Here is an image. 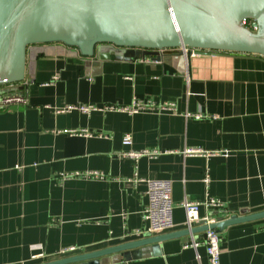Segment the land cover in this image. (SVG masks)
I'll list each match as a JSON object with an SVG mask.
<instances>
[{
  "label": "crops",
  "instance_id": "0c3cea01",
  "mask_svg": "<svg viewBox=\"0 0 264 264\" xmlns=\"http://www.w3.org/2000/svg\"><path fill=\"white\" fill-rule=\"evenodd\" d=\"M101 54L84 55L63 42L29 47L27 101L0 108V264H36L63 257L61 249L72 245L77 250L68 255L143 237L149 179L171 183L173 225L165 231L186 227L182 201L207 192L225 202L211 211L217 219L264 209V55L214 49L191 55L183 48L127 55L110 47ZM135 96L172 106L56 111ZM198 111L204 116L188 115ZM81 128L104 135L72 131ZM127 132L131 145L123 143ZM189 147L219 152L187 154ZM129 149L157 152L135 160L123 154ZM87 169L104 175L62 176ZM207 212L201 205L199 215ZM219 233L221 264H264V217ZM201 235L168 238L159 254H106L99 264H209L203 242L187 245ZM40 252L45 256H33Z\"/></svg>",
  "mask_w": 264,
  "mask_h": 264
},
{
  "label": "water",
  "instance_id": "95a60500",
  "mask_svg": "<svg viewBox=\"0 0 264 264\" xmlns=\"http://www.w3.org/2000/svg\"><path fill=\"white\" fill-rule=\"evenodd\" d=\"M245 17L256 18L258 30L243 25ZM46 42H63L98 57L108 47L127 55H159L163 49L184 46L264 55V0H0V82L24 81L29 47ZM263 217L264 209L244 208L211 224L200 220L192 227L146 232L137 239L36 264H99L102 256L115 252L131 258L134 249L159 254L168 238H188L208 227L220 231Z\"/></svg>",
  "mask_w": 264,
  "mask_h": 264
},
{
  "label": "built area",
  "instance_id": "2783aa9c",
  "mask_svg": "<svg viewBox=\"0 0 264 264\" xmlns=\"http://www.w3.org/2000/svg\"><path fill=\"white\" fill-rule=\"evenodd\" d=\"M242 24L248 27L251 30H258L259 24L256 18L254 17H245L242 20ZM186 53L195 55L199 52L198 48H192L188 46L182 47ZM5 78L3 82H0V108L7 107L15 102H26L27 95L24 92V83L23 81L19 82H7ZM23 85V87H21ZM166 106H172V103H163L158 102L155 99H144L139 97H134L129 103H72L66 104L62 107L56 108L57 112H66L72 111L74 109L81 110L83 112H91L96 109L102 110H119L126 111L129 113H137L144 110H153L160 109L161 107L166 108ZM188 115H193L195 117H202L204 113L201 111L195 113H188ZM73 132H78L86 136L90 135H104L102 132H94L88 128L74 129ZM123 143L125 145H131L133 143V136L130 132L125 133L123 136ZM157 152L156 149H140V150H125L123 154L130 156L131 158L137 160L140 156L145 154H153ZM187 154L192 153H205L206 155H211L219 151H205L201 147H189L184 150ZM104 175V172L99 169H87V170H78V171H68L62 173V176L73 177V176H84V177H101ZM205 181L207 185L210 181L209 173L205 175ZM148 202L144 209V219L147 222V225L138 231V233H159L165 231L173 225V199L171 196V183L165 179H149L148 180ZM182 205L186 211V226L192 227L196 222L204 220L205 224H211L212 222L217 221V217L211 214V211L214 209H220L225 205V202L207 192L202 199L191 200L185 198L182 201ZM203 205L209 211L203 217L199 215V208ZM204 243L207 248L209 264H221V237L220 233L216 227H208L199 238L193 237L187 245H191L197 248L201 243ZM77 250V246H69L63 248L60 251V254L67 256L70 252ZM33 256L41 257L45 256L44 252L35 253ZM24 264V263H21Z\"/></svg>",
  "mask_w": 264,
  "mask_h": 264
}]
</instances>
